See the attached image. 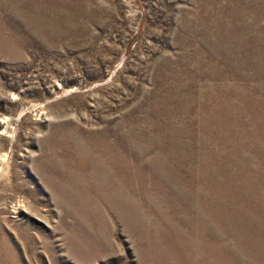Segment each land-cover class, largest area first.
<instances>
[{"label":"rangeland","instance_id":"1","mask_svg":"<svg viewBox=\"0 0 264 264\" xmlns=\"http://www.w3.org/2000/svg\"><path fill=\"white\" fill-rule=\"evenodd\" d=\"M0 264H264V0H0Z\"/></svg>","mask_w":264,"mask_h":264},{"label":"bare ground","instance_id":"2","mask_svg":"<svg viewBox=\"0 0 264 264\" xmlns=\"http://www.w3.org/2000/svg\"><path fill=\"white\" fill-rule=\"evenodd\" d=\"M37 107V106H36ZM40 108V107H39ZM40 113V112H39ZM20 209V208H19ZM21 210V209H20ZM21 213V212H20Z\"/></svg>","mask_w":264,"mask_h":264}]
</instances>
